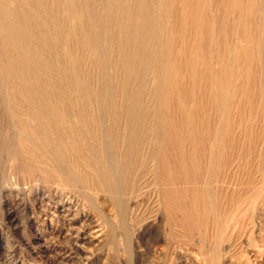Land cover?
Returning <instances> with one entry per match:
<instances>
[{
  "label": "rangeland",
  "instance_id": "1",
  "mask_svg": "<svg viewBox=\"0 0 264 264\" xmlns=\"http://www.w3.org/2000/svg\"><path fill=\"white\" fill-rule=\"evenodd\" d=\"M199 2L196 11L206 19L202 18L196 32L181 23L189 14L179 9V25L187 32V40L179 42L182 45L177 46L175 57H196L197 65L202 64L198 67L201 83L194 85L196 74L192 77L182 69L179 83L184 87L179 90L184 88L185 92L180 91L174 104L166 95L147 99L143 115L140 113L143 123L132 128L133 132L125 119L123 98H115L114 87L108 86L107 96L116 99L117 122L109 113L110 101L99 103L105 109L100 113L104 118L99 115V126L94 122L90 127L98 137L89 139L86 147L62 142L69 145V160H59L62 174L50 167L40 170L32 161L20 160L17 131L1 113L8 102L2 97L6 93L0 78V264H264V0ZM108 68L103 75L111 80L114 73ZM101 77L94 79L95 87H101ZM14 82L18 86L30 85L21 78ZM148 95L151 96L147 92L146 98ZM27 104L39 107L38 103ZM43 128L42 132L47 130ZM110 132L116 141L111 140ZM46 141L55 148L61 144L56 135L49 133ZM136 141L140 142L139 155L129 151ZM109 154L115 159L107 161ZM71 159L77 160L80 174L66 167ZM110 161L113 168L107 164ZM83 175L96 185L93 191L85 186L80 178ZM170 193L174 198L169 197ZM188 213H195L193 220Z\"/></svg>",
  "mask_w": 264,
  "mask_h": 264
},
{
  "label": "bare ground",
  "instance_id": "2",
  "mask_svg": "<svg viewBox=\"0 0 264 264\" xmlns=\"http://www.w3.org/2000/svg\"><path fill=\"white\" fill-rule=\"evenodd\" d=\"M199 4H200L199 0H0V78L2 79V84L5 89V93H6V96L5 97L2 96V97L6 99V102H8V107L5 105L6 108L3 109L1 113H2L4 120L7 121L10 124V126H12L15 133L17 131L16 135L18 134L17 136H19L18 138L19 145L18 144L17 145L19 147L18 148L16 147V148L21 154L20 160L23 161V163L26 162V160L32 161V163H34L36 167H38L40 170L50 167V169L56 170L58 172L59 171L62 172L63 167L61 168L59 166V163H60L59 160H61V162L62 161L65 162L67 159L69 160V153H68L69 145H63L62 142L64 140H66L67 143L72 141L73 143L80 144V146H85V143L88 142L89 139H96L98 137V134L93 130L91 131L90 127H92L94 122L98 120V117L101 111L105 110L102 108V105H100V104H103L104 101L106 102L107 100L110 101L111 112L109 111V113L111 116L114 117V119H116V115L118 114V113L116 114V112L114 111V106L116 104V99H115L116 95H119L120 97L123 98L125 102V110H123L125 114V119L127 120L126 122L129 123V126L131 128L130 131L133 132L132 128H135L143 123L140 113L142 114L143 112L141 111H143V109L147 106L148 104L147 99H150V97L153 98V96L156 97L157 94L160 95V98L162 97L164 98V96L166 95L168 101L170 97V103H173L174 101H176L175 99H178V97L181 96L180 91L184 89L183 88L182 90H179L181 89L179 87L183 85V84L180 85L181 83H179L182 80V79L180 80L182 69H186L187 72L189 71V74H191L192 77L193 75L195 76L196 74L195 80L193 81L194 85L201 83L199 82L200 81L199 78H202V77L198 76L199 75L198 70H200L198 67H200V65L202 64L197 65V62H198L197 58L193 57L191 59V56H189V58H183L181 56L177 59L176 58L177 56L175 57L176 49H178L177 46L179 45V42H182V41L184 42L187 40L186 38L187 32L183 30L182 24L185 23L190 28L191 31L196 32L202 23L203 17L201 18V15L199 16L196 11L197 9L199 10ZM180 7L182 8V11L183 9L186 10V14H189V17L187 16L183 17L181 19L182 24L179 25L180 19H179L178 13H179ZM204 18L206 19L205 16ZM259 22H261V20ZM208 31H209V28H208ZM207 38H210V37H207ZM206 44H209V43H206ZM189 47H190L189 43H187L186 49H185V53L187 54V56H188V53L190 54ZM208 47H207V50L209 49ZM212 49L214 48L212 47ZM213 51H216V50L214 49ZM192 52H195V51L193 50ZM203 59L204 58H202V60ZM107 66L114 73V77H112L113 76L112 75L111 77L113 79L111 80L105 74L103 75V73L106 70L105 68ZM186 66L188 68H186ZM211 71H214V70H211ZM257 71L258 70L256 69V72ZM187 72L186 74H188ZM200 72L202 73V71ZM208 73L206 72L207 75ZM98 75H102L101 77L102 80L100 84L101 87L99 88L95 87L94 85L95 84L94 79ZM221 76H222V73H221ZM204 77H203V80H204ZM17 78L26 80L27 82H29L28 84L30 85L29 86H18L14 82V80ZM149 80L152 81V84L150 85L148 84ZM262 80L264 81V79ZM110 85L114 87L112 92L115 94L114 95L115 98L114 97L111 98L107 96L106 89ZM191 89L193 90V88ZM110 91L111 90H109V92ZM147 92L151 94V96L148 95V98H146ZM182 92H185V91H182ZM5 93L3 95H5ZM197 93L199 92L197 91ZM154 100L155 99H153L152 101L151 99L152 102H154ZM27 102H30L33 104L38 103L39 107L35 105H34L35 108L30 107L28 106ZM181 109L182 108H180V110ZM216 110L218 111V108ZM225 110H227V108ZM160 113H162V111L159 112L158 114ZM121 114L123 115V112ZM209 114H210V111H209ZM224 114H226V112ZM211 115L213 114L211 113ZM100 116H103V115H100ZM106 116L109 117V115H106ZM145 116L149 117L147 115ZM197 117H200V116H197ZM101 118L103 119L104 116ZM159 118H161L160 115H159ZM111 119L112 118H110V120ZM147 120L144 122H147ZM44 121H46L45 122L46 125H44L43 123ZM97 122H96V125L99 124ZM116 122H117V119H116ZM214 124L216 123L213 122V125ZM44 126L47 127V130H44L42 132L41 129H44L43 128ZM113 126L114 125H112V127ZM161 127L162 125H160V128ZM231 128H233V125L231 126ZM207 129L210 131L208 127ZM161 131L162 130H160V132ZM198 131L199 130H197V132ZM97 132L100 133V131H97ZM48 133L49 135H54V136L56 135L57 139L61 142V144L58 147L55 148L54 146L47 145L45 143ZM201 133H203V131ZM214 134H217V133H214ZM168 135L170 136L169 133ZM222 135L223 134H221V136ZM109 136L111 140L113 139V141H116V139L114 138L113 132H110ZM193 136H195L194 133H193ZM126 137H127V134H126ZM171 137L173 138V133ZM187 137H188V134H187ZM52 140H55V139L53 138ZM194 141H196L195 138H194ZM231 141H233V139ZM66 142L64 144H67ZM135 143H136L134 144L135 146H133V142H132V145L129 151L131 154L137 153L139 155L140 144L138 143L140 142L136 141ZM232 144L233 142L231 143V145ZM205 145H208V144H205ZM104 146H107V145H104ZM123 146L125 145L123 144ZM211 146H214V145L212 144ZM119 147L121 148V146ZM189 147L187 148L188 150H189ZM90 148L92 149V147ZM122 148L125 149V147H122ZM199 148L197 149V151H200ZM204 148L206 149V147ZM101 149H103L102 146H101ZM105 150L107 151V149ZM190 150L192 149L190 148ZM100 152H102V150ZM179 153L181 154V151ZM114 154L115 153H113L112 156H114ZM261 154L259 158L261 157ZM106 156L107 157L109 156L107 158V161H109V159H112L110 154ZM212 158L213 157H211V159ZM114 159L115 157L112 160ZM70 161H69V164L66 163L68 165L66 167L80 174L76 168L77 160L71 159ZM79 161H82V160L79 159ZM143 161H140V162H143ZM179 162H181L182 164V160L180 161L179 159ZM107 164L110 165L112 163L110 161V163H107ZM110 167L113 168V166L111 165ZM220 167H225V166H220ZM60 168L62 170H60ZM156 171L157 170H155V172ZM114 174H115V171H114ZM220 175H218V178H220L219 177ZM83 176H81L80 178L84 182L85 186H88L87 189L91 188L93 191V188L94 186L96 187V185L93 183V181H90L89 179H87L88 175L84 177ZM152 178L154 180V177ZM115 179H117V177H115ZM148 182L150 184V181ZM97 184L101 185L99 182ZM117 185L119 186V184ZM146 186H148V184ZM153 186H156L155 183ZM168 195L170 198H174L172 193ZM197 197H199V195ZM194 214L188 213L189 218L193 220L195 217ZM152 222H150V224ZM148 225L149 224H147V226ZM138 229H139V226H138ZM139 232L141 233L142 230Z\"/></svg>",
  "mask_w": 264,
  "mask_h": 264
}]
</instances>
